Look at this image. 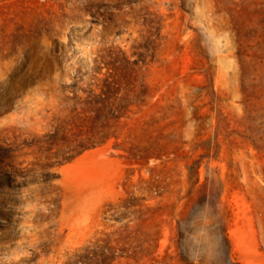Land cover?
<instances>
[{
    "label": "rangeland",
    "instance_id": "1",
    "mask_svg": "<svg viewBox=\"0 0 264 264\" xmlns=\"http://www.w3.org/2000/svg\"><path fill=\"white\" fill-rule=\"evenodd\" d=\"M0 264H264V0H0Z\"/></svg>",
    "mask_w": 264,
    "mask_h": 264
},
{
    "label": "trees",
    "instance_id": "2",
    "mask_svg": "<svg viewBox=\"0 0 264 264\" xmlns=\"http://www.w3.org/2000/svg\"><path fill=\"white\" fill-rule=\"evenodd\" d=\"M117 83L118 82L116 81L110 80L109 77L104 78L100 84L99 92H95L94 88L87 91L88 96L85 98L84 106L81 110H78L77 107L71 110L73 113L72 119L75 122L78 118L84 120L83 125L85 123H89L90 125L86 132V140H80L77 144V146H79L78 150L73 155L63 159V161L66 162L86 149L105 143L112 136V133L108 131L111 125H113L114 122L120 121L127 115L134 98L131 96L129 91L122 92L120 84ZM99 128L103 129L102 135H99L98 139L91 137L90 133L94 132V130H99ZM80 129L81 130L78 135L84 134L83 129ZM69 130L71 131L72 129ZM67 132V126H65V124H61L57 126L54 134L57 133L58 135L61 133L66 137ZM74 135L77 134L74 133Z\"/></svg>",
    "mask_w": 264,
    "mask_h": 264
}]
</instances>
